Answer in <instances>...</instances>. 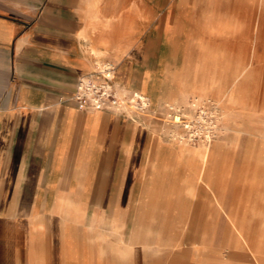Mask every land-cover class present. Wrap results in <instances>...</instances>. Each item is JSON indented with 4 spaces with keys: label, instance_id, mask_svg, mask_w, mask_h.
<instances>
[{
    "label": "crops",
    "instance_id": "0c3cea01",
    "mask_svg": "<svg viewBox=\"0 0 264 264\" xmlns=\"http://www.w3.org/2000/svg\"><path fill=\"white\" fill-rule=\"evenodd\" d=\"M158 7L0 0V264H105L109 253L136 264L138 184L141 194L160 182L165 162L154 153L168 147L155 143L157 123L82 109L73 95L80 77L111 62L123 94L163 107L152 92L167 72L177 87L172 57L205 53L184 47L191 39L168 13L155 16Z\"/></svg>",
    "mask_w": 264,
    "mask_h": 264
},
{
    "label": "rangeland",
    "instance_id": "374dc122",
    "mask_svg": "<svg viewBox=\"0 0 264 264\" xmlns=\"http://www.w3.org/2000/svg\"><path fill=\"white\" fill-rule=\"evenodd\" d=\"M180 1L153 0L155 16L168 13L191 39L183 46L205 55L172 57L177 87L167 72L152 92L162 108L139 91L150 106L136 119L157 123L155 143L168 151L154 153L165 167L153 190L138 184L135 262L264 264V0H185L181 11ZM176 102L178 112L167 105Z\"/></svg>",
    "mask_w": 264,
    "mask_h": 264
},
{
    "label": "built area",
    "instance_id": "2783aa9c",
    "mask_svg": "<svg viewBox=\"0 0 264 264\" xmlns=\"http://www.w3.org/2000/svg\"><path fill=\"white\" fill-rule=\"evenodd\" d=\"M116 67L104 63L97 72L78 79L73 100L82 109L144 113L146 100L136 93L123 94L115 82Z\"/></svg>",
    "mask_w": 264,
    "mask_h": 264
},
{
    "label": "bare ground",
    "instance_id": "6f19581e",
    "mask_svg": "<svg viewBox=\"0 0 264 264\" xmlns=\"http://www.w3.org/2000/svg\"><path fill=\"white\" fill-rule=\"evenodd\" d=\"M93 22V21H92ZM204 92V91H203ZM134 93H136V95H138V96H140V97H142L143 99H145L147 102H146V106H149V99L146 97V96H144V95H142L139 91H135ZM168 105V108L170 109V110H172V111H175V112H178V104H177V102L176 103H174V104H170V103H168L167 104ZM175 122L176 123H180L181 122V117H180V115H176L175 117ZM203 120V119H202ZM207 137V139L208 140H210V136L209 135H207L206 136ZM203 157V159L205 160V155H203L202 156Z\"/></svg>",
    "mask_w": 264,
    "mask_h": 264
}]
</instances>
